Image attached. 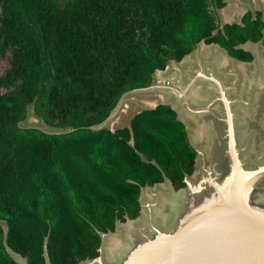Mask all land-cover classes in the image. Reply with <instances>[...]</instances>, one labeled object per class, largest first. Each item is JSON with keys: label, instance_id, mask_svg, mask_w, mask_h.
<instances>
[{"label": "trees", "instance_id": "trees-1", "mask_svg": "<svg viewBox=\"0 0 264 264\" xmlns=\"http://www.w3.org/2000/svg\"><path fill=\"white\" fill-rule=\"evenodd\" d=\"M224 6L225 0H0V62L7 63L0 75V264H18L12 254L26 264L92 261L101 234L139 217L144 186L178 167L170 182L175 191L185 188L195 152L180 147L190 146L169 107L142 111L129 128H96L125 93L147 88L156 70L201 41L242 60L250 57L238 46H264L261 13L214 34ZM29 108L63 132L23 127ZM168 113L182 126L180 146L163 132L171 130L162 118ZM185 157L188 170L180 167Z\"/></svg>", "mask_w": 264, "mask_h": 264}, {"label": "crops", "instance_id": "crops-1", "mask_svg": "<svg viewBox=\"0 0 264 264\" xmlns=\"http://www.w3.org/2000/svg\"><path fill=\"white\" fill-rule=\"evenodd\" d=\"M258 13L262 14L264 22V0H225V6L217 12L220 22L214 34L224 25H241L248 15V20L252 21ZM238 48L250 58L233 57L219 44L201 41L181 61H170L163 70H156L147 88L125 93L103 128L111 132L129 128L133 118L142 111H153L160 106L172 108L178 121L183 123L189 146L195 152L193 173L201 147L216 148L220 141L225 143V148L231 142L239 149L258 145L264 148V46L262 41H249ZM223 100L229 103V123L225 122L228 116ZM210 125L218 128L209 129ZM228 131L234 132L233 140L227 136ZM197 132L220 135L197 139L194 135ZM200 141L206 142V146ZM158 186L141 189L140 206L146 203L148 191ZM135 220L117 221L114 233L108 234L122 235L123 227Z\"/></svg>", "mask_w": 264, "mask_h": 264}, {"label": "water", "instance_id": "water-1", "mask_svg": "<svg viewBox=\"0 0 264 264\" xmlns=\"http://www.w3.org/2000/svg\"><path fill=\"white\" fill-rule=\"evenodd\" d=\"M222 105L228 116L225 122L229 123V103L223 100ZM106 121L96 129L103 128ZM227 136L233 140L235 134L228 131ZM229 144L227 152L231 157V171L223 182L217 181L213 186L217 197H212L208 190V193H204L207 195L203 201L204 209L195 211L193 196L175 231L163 235L154 243L155 254L150 264H264V208L255 205L252 200L257 180L264 178V165L252 171L246 170L239 156V148H235L232 142ZM193 174L184 176V189L190 190L188 178ZM241 181L243 187H240ZM211 182L215 180L207 181L208 184ZM107 234L102 235L99 256L92 261L101 260L103 239ZM143 248L144 244H140L130 251L123 264H139L137 256ZM12 255L23 259L19 255ZM23 260L26 264V260Z\"/></svg>", "mask_w": 264, "mask_h": 264}, {"label": "rangeland", "instance_id": "rangeland-1", "mask_svg": "<svg viewBox=\"0 0 264 264\" xmlns=\"http://www.w3.org/2000/svg\"><path fill=\"white\" fill-rule=\"evenodd\" d=\"M216 17V22L215 25L213 24V28L215 27L217 30V24H219L220 19L218 16ZM6 65L7 63L5 61L0 62V75H2L5 71ZM168 114L169 117L164 116L163 114L162 118L163 120L168 119L171 122V130L165 129L163 132L169 133L171 140L175 141L176 145L180 146L182 141L179 138V132L182 130V126L184 125L181 121H178L177 117L176 120L180 122L182 126H180L177 122H173V116L170 113ZM22 126L28 128H39L40 130L51 134L63 132L62 129L56 128L55 126L44 124V122L34 113L32 108H29L27 118L22 123ZM194 135L197 139L205 137V135L202 136L201 134ZM199 143H203L204 146L207 144L206 142L201 141ZM180 147L184 149V152H194V150L190 149L191 147L186 148L182 145ZM254 147L255 148L239 149V156L244 164V168L248 171L255 170L264 165V148L261 145ZM201 149L204 150L202 151V157L197 159L196 171L192 177L188 178L189 183L193 185L191 186L192 191L189 189L173 191V185L170 180H173L174 176L179 175V168L177 167L174 171L165 170L167 177L163 173L160 175L161 177H159L162 178V182L154 183L153 185L160 186L148 191V195L145 198L146 203L142 204V211L139 219L125 225L123 227L122 235L119 234L120 236H113L111 234L104 236L100 261H85L81 264H123L130 251L140 244H144V248L141 252L140 259L138 254L137 260L139 259V264H150L149 261L155 254V242H157L160 237H163V235H168L175 231L180 221L183 219L184 214H186V208L189 206L191 198L193 196L195 197L196 194L201 196V194L208 193V190L210 191V194H212V197H217L213 186L217 181L223 182L231 171V157L227 150L220 153L219 151L214 150V148L201 147ZM198 151L201 153L200 150ZM189 158L191 159L190 156ZM188 161L189 160H186L185 157V160L183 161L184 163L180 167H184V169L188 170ZM155 177L156 176H154L152 180H155ZM178 178H176L175 181ZM209 180H215V182L208 184L207 181ZM203 181L205 182L203 183ZM256 183L255 189L252 192V200L255 205L264 208V178L257 180ZM166 184H168V186ZM250 186L251 184H249L248 187ZM240 187H243L242 181ZM198 189H200V191H198ZM108 233H114V231ZM127 239L130 241H127ZM14 258L19 262V264H25L23 259H19L17 256Z\"/></svg>", "mask_w": 264, "mask_h": 264}, {"label": "flooded vegetation", "instance_id": "flooded-vegetation-1", "mask_svg": "<svg viewBox=\"0 0 264 264\" xmlns=\"http://www.w3.org/2000/svg\"><path fill=\"white\" fill-rule=\"evenodd\" d=\"M203 116H204V115H203ZM204 117H205V116H204ZM212 121H213V120H211V122H212ZM214 127H215V129L218 128L217 126H211V125L208 126L209 129H210V128L213 129ZM199 131H200V130H199ZM199 131H198V132H199ZM199 133H200V132H199ZM199 133H198V134H199ZM201 135H203V136L205 135V137L207 136V137H209V138L211 139V137L216 138V137H218L220 134H218V133H214V132H213V134L201 133ZM221 135H222V134H221ZM210 136H211V137H210ZM224 144H225V143L220 142V141L217 142V143H216L217 146H216V148H214V150L219 151L220 153H221V152H224L225 150H227V148L224 147ZM199 150L201 151V153H199V154L197 155L196 163H197V159H200V157H202V151H203L204 149L202 150L201 148H199ZM214 153H215V152H214ZM198 157H199V158H198ZM243 160H244V157H243ZM195 171H196V164H195ZM175 193H176V192H175Z\"/></svg>", "mask_w": 264, "mask_h": 264}, {"label": "bare ground", "instance_id": "bare-ground-1", "mask_svg": "<svg viewBox=\"0 0 264 264\" xmlns=\"http://www.w3.org/2000/svg\"><path fill=\"white\" fill-rule=\"evenodd\" d=\"M251 180V179H250ZM191 183H190V191L192 190L191 188ZM207 198V195L206 194H201V196H197V197H194V199H193V205H194V208H195V211H197V210H199V209H201L202 208V210L204 209L203 208V201H204V199H206ZM140 257H141V253H139V259H140Z\"/></svg>", "mask_w": 264, "mask_h": 264}]
</instances>
